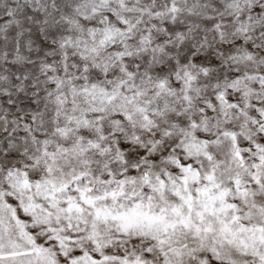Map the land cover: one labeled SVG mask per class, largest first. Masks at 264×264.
Instances as JSON below:
<instances>
[{
	"label": "snow or ice",
	"instance_id": "snow-or-ice-1",
	"mask_svg": "<svg viewBox=\"0 0 264 264\" xmlns=\"http://www.w3.org/2000/svg\"><path fill=\"white\" fill-rule=\"evenodd\" d=\"M0 264H264V0H0Z\"/></svg>",
	"mask_w": 264,
	"mask_h": 264
}]
</instances>
